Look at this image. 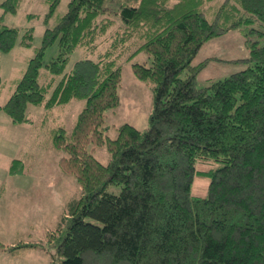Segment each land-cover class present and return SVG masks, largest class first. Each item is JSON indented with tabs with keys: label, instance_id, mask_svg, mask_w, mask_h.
<instances>
[{
	"label": "trees",
	"instance_id": "obj_1",
	"mask_svg": "<svg viewBox=\"0 0 264 264\" xmlns=\"http://www.w3.org/2000/svg\"><path fill=\"white\" fill-rule=\"evenodd\" d=\"M49 2L47 16L61 0ZM22 0H2L15 13ZM0 16V52L20 35ZM264 0H69L66 12L45 30L14 91L1 105L15 123L30 121L29 103L50 110L85 99L72 128L51 129L52 144L65 152L61 169L83 189L73 199L45 247L54 264H264V45L250 44L246 67L198 86L210 57L194 62L209 39L235 27L264 34ZM31 33L23 35L29 45ZM58 41L56 59L44 63ZM98 56L66 64L78 47ZM138 52L134 74L153 84L149 125L125 122L112 137L107 110L121 102L124 56ZM46 65L61 74L40 82ZM0 74V93L4 87ZM106 145L110 160L93 152ZM199 160L217 167L201 169ZM20 158L10 172L23 173ZM196 176L210 178L205 195L193 192ZM40 243L8 245L15 253Z\"/></svg>",
	"mask_w": 264,
	"mask_h": 264
},
{
	"label": "rangeland",
	"instance_id": "obj_2",
	"mask_svg": "<svg viewBox=\"0 0 264 264\" xmlns=\"http://www.w3.org/2000/svg\"><path fill=\"white\" fill-rule=\"evenodd\" d=\"M2 0H0L1 3ZM69 0H61L55 12L47 16L49 2L46 0H22L15 13L4 12L0 6V16L5 24L17 27L20 35L15 46L0 52V74L3 89L0 93V238L8 245L18 242L40 243L36 247H24L17 252L0 251V264H54L52 255L45 247L48 231L58 224L69 203L82 195L83 189L77 179L64 172L59 159L65 154L52 144L51 129L59 124L72 128L85 99H74L66 104L53 107L48 114L46 107L35 103L28 104L30 121L15 123L8 112L1 107L14 91L17 80L24 73L29 58L43 44L45 30L56 23L68 8ZM251 27V26H250ZM250 27H235L206 41L199 49L194 62L210 57L209 63L199 73L198 86H207L214 79L223 78L234 71L246 67L244 58L249 55L250 44L257 41L264 45V34H250ZM264 27V25H262ZM31 33V43H22L23 35ZM78 47L67 61L70 70L80 58L98 56V49ZM60 52L58 41L45 49L44 63L56 59ZM151 62L144 52L134 57L124 56L123 81L120 85L121 102L107 110L106 130L112 137L118 134V127L130 122L140 129L149 125L154 105L153 84L138 78L132 69L133 61ZM61 78L44 64L40 72V82L44 85L51 80L53 84ZM94 154L104 163L109 162L110 152L106 145L97 146ZM20 158L26 171L10 172L12 160ZM201 169L219 166L215 161L199 160ZM210 178L196 176L193 192L205 195Z\"/></svg>",
	"mask_w": 264,
	"mask_h": 264
},
{
	"label": "crops",
	"instance_id": "obj_3",
	"mask_svg": "<svg viewBox=\"0 0 264 264\" xmlns=\"http://www.w3.org/2000/svg\"><path fill=\"white\" fill-rule=\"evenodd\" d=\"M3 105V104H2Z\"/></svg>",
	"mask_w": 264,
	"mask_h": 264
}]
</instances>
